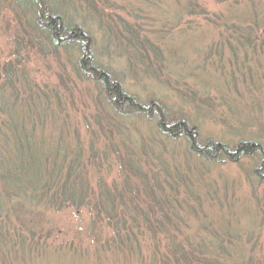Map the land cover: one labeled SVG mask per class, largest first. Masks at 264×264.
<instances>
[{
	"label": "rangeland",
	"instance_id": "374dc122",
	"mask_svg": "<svg viewBox=\"0 0 264 264\" xmlns=\"http://www.w3.org/2000/svg\"><path fill=\"white\" fill-rule=\"evenodd\" d=\"M45 1L86 33L87 63L161 113L120 116L94 75H84V50L55 47L34 25L33 9L16 11L15 0H0V132L10 127L11 164L27 168L12 145L24 132L31 162L41 149L61 164L69 155L72 178L88 198H126L113 219L95 203L75 210L23 202L29 209L10 211L1 227L0 264H149L157 240L170 236L205 243L209 264H264V40L254 53L232 51L226 41L233 31L223 24L237 18L264 27V0H198L204 11L192 14L189 0ZM160 117L166 126L186 122L200 147L211 141L233 151L254 142L263 153L237 162L198 158L189 138L162 130ZM160 196H170L181 231L147 234V221L163 218L151 214L144 223L141 214ZM126 207L141 212L132 236L141 249L132 255L109 241L115 222L129 223Z\"/></svg>",
	"mask_w": 264,
	"mask_h": 264
},
{
	"label": "trees",
	"instance_id": "16d2710c",
	"mask_svg": "<svg viewBox=\"0 0 264 264\" xmlns=\"http://www.w3.org/2000/svg\"><path fill=\"white\" fill-rule=\"evenodd\" d=\"M218 1L225 2L226 0ZM15 2L16 11L25 12L29 9L34 10V25L44 33L46 38L50 41V44H53L57 48H77V50H84L85 54L83 53L81 58V64L83 63L82 65H84V61L87 64V67L85 66L86 70L84 68L86 72L84 75L87 73L94 75L95 81L98 82L103 88V91L106 92L109 106L120 116L130 114L131 109L134 110L135 113H140L142 111L144 114L146 113L149 115L156 114L157 112L161 113L159 105L154 102L148 108L137 104L134 100L126 96L120 83L116 80L113 81L109 73L97 71L93 68L92 64H90V61L87 63L89 52H86L85 46L83 47L84 43H87L86 33L79 27L73 26L74 28H72V25L69 26V24H65L61 14L54 13L45 0H15ZM187 8L190 14L196 13V10L199 9H201V12L204 11L198 0H189ZM234 21L236 22H223L228 32L233 31L226 41L229 49L233 51L237 46H241L242 49H251L252 53H254V51L256 52L264 40L261 38L263 33H260L261 30L264 31V27L256 26L257 24L252 22V27L250 26L248 28L246 26L248 23L247 21L239 22L237 18H235ZM127 108L128 110H126ZM6 124L8 123L4 122V125ZM5 127V131L0 132V149L2 151L0 152V242H2V244L5 242L4 239L6 238L3 237L4 229L2 228L1 230L2 225L6 227V224L11 220V215L17 214L14 210L29 209L27 204H25L26 202H28L30 206H33L38 201L41 203L45 202L48 205L57 204L61 207L67 205L75 210H79L82 206H89L91 203H95L96 210L108 215V217H112V219L114 218L113 214H116L115 211L118 209L116 208L117 204H120L117 202H123L126 198L119 194L114 195V193L111 192H104L98 198H94L93 196H91L92 199L88 198L89 195L88 191L85 190L86 187L82 188L83 184L72 178L74 175L73 166L75 164L74 159L71 161L69 160V155L61 164L59 155L54 157L53 154H48L47 152L43 154L41 153V151H43L41 149L38 162H31L32 157L29 150L30 145L28 144L31 142L24 132L22 134L19 132L15 134L16 139L12 142V145L14 149L19 152V160L21 161L22 158L24 162L27 163V168L24 166H13L11 163L14 161L9 156L11 154V143L9 139L11 130L9 126L6 125ZM160 127L172 137L180 138L183 136L189 138L192 143L190 149L191 153L198 158H205L210 162L219 155L232 160V162H237L239 156L244 157L263 153L262 146L254 142H241L233 151H231L227 145L225 146L224 144L211 141L206 143L205 146L200 147L196 144V137L192 134L188 124L184 121H177L170 126H166V124L162 122V117H160ZM169 197V200H167L165 197L160 196V199L152 202V206L149 204L148 208H146L145 213L148 214H141L144 223L146 222L145 220H147V216L151 214L153 216H155V214H161L163 218L154 223L147 221L148 227H153V230L148 228L149 232H147V234L151 232H153L152 234L161 232L164 235L165 233L168 234L169 231H181L180 225L175 223V218H178V215L175 211V207L170 205L171 198ZM121 205L123 204L121 203ZM140 213L141 212L137 208L126 207L124 208V214L129 216V223H127L126 220H124L125 222L120 221L114 223L115 227L113 226L114 230L112 231V237L109 241L110 245L114 247L117 253L132 255L140 251L141 248L135 247V238L132 237L136 229V217L140 215ZM172 215H174L173 219H171ZM160 244L165 245L164 251L161 250ZM156 253L157 256H154L149 264H209L207 260L209 257L205 255L207 253L205 243H198L196 247H194L189 241V237L179 239L175 236H170L166 237L163 242L157 240ZM213 264H216V262Z\"/></svg>",
	"mask_w": 264,
	"mask_h": 264
}]
</instances>
